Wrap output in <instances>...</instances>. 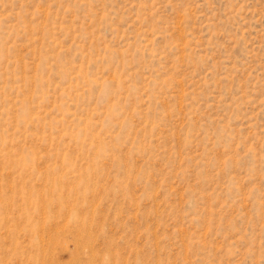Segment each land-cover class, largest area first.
Instances as JSON below:
<instances>
[{
	"label": "rangeland",
	"instance_id": "374dc122",
	"mask_svg": "<svg viewBox=\"0 0 264 264\" xmlns=\"http://www.w3.org/2000/svg\"><path fill=\"white\" fill-rule=\"evenodd\" d=\"M0 264H264V0H0Z\"/></svg>",
	"mask_w": 264,
	"mask_h": 264
}]
</instances>
